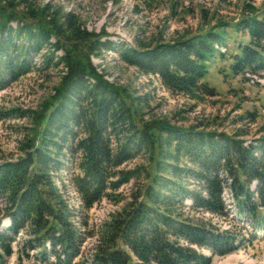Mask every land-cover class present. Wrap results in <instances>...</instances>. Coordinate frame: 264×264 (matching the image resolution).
<instances>
[{
  "label": "trees",
  "instance_id": "obj_1",
  "mask_svg": "<svg viewBox=\"0 0 264 264\" xmlns=\"http://www.w3.org/2000/svg\"><path fill=\"white\" fill-rule=\"evenodd\" d=\"M222 25L118 53L172 93L212 95L209 63L228 53ZM235 27L247 42L235 40L229 69L257 75L264 71V9ZM103 36L50 4L0 0V92L30 73L61 69L37 109L5 114L29 117L33 126L22 156L0 163V264L13 255L87 264L76 262L85 239L55 181L67 171L86 210L103 199L119 202L121 187L142 182L103 224L90 264H212L243 248L246 228H222L213 218L249 220L251 240L264 231V137L247 145L239 134L146 119L147 97L109 82L92 64L91 55L111 46Z\"/></svg>",
  "mask_w": 264,
  "mask_h": 264
},
{
  "label": "rangeland",
  "instance_id": "obj_2",
  "mask_svg": "<svg viewBox=\"0 0 264 264\" xmlns=\"http://www.w3.org/2000/svg\"><path fill=\"white\" fill-rule=\"evenodd\" d=\"M33 5L44 7L50 4L65 13L79 17L89 32L104 34V47L98 55H91V62L99 73L111 83L129 88L138 96L147 97L146 119L160 118L172 124L190 128L239 134L246 144L264 137V71L245 77L234 76L229 65L231 54L236 52V41L247 38L236 29L243 16L264 9V0H28ZM216 24H224L228 53L209 63L206 83L210 94L187 95L172 93L165 88L158 76L145 75L137 68L123 62L118 48H136L139 43L155 44L172 42L202 33ZM220 30H222L220 28ZM225 51V49H223ZM61 69L46 74L30 73L11 83L0 92V163L22 156L21 148L30 134L33 124L29 117L5 116L11 110L27 112L37 109L58 83ZM138 159L126 166L133 168L142 164ZM70 172L55 177L77 228L85 241L82 257L90 264L98 244L99 232L116 212L131 200L141 185V180L127 184L115 194L119 202L103 199L92 209L82 207L77 192L67 179ZM61 182H64L62 185ZM64 186V187H63ZM229 202V191L225 193ZM201 216L209 217L208 214ZM213 220L222 228L245 227V246L226 256H217L212 264H264V231H256L252 238L250 221L235 222L232 219ZM24 236L20 237V240ZM251 240V241H249ZM7 264H41L35 257L19 259L13 255Z\"/></svg>",
  "mask_w": 264,
  "mask_h": 264
}]
</instances>
